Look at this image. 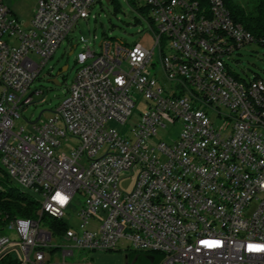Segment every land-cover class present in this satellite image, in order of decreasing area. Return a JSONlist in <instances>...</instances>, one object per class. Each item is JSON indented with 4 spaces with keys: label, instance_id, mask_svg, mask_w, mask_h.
I'll return each instance as SVG.
<instances>
[{
    "label": "built area",
    "instance_id": "built-area-1",
    "mask_svg": "<svg viewBox=\"0 0 264 264\" xmlns=\"http://www.w3.org/2000/svg\"><path fill=\"white\" fill-rule=\"evenodd\" d=\"M100 1L36 0L24 29L0 0V165L62 216L76 193L83 196L80 231L71 228L68 242L46 235L39 221H9L15 240L0 232V252L15 245L20 264H47L50 248L64 257L124 244L159 253V264H264V248H249L264 245V82L228 72L227 60L253 37L241 34L222 0H203V9L139 0L151 49L104 38L95 50V36H80L65 98L47 119L15 128L40 91L31 90L40 71ZM139 95L146 108L136 124L125 133L106 127L125 125ZM176 122V139L153 141L158 128ZM71 138L77 145L58 153ZM129 176L125 191L120 183Z\"/></svg>",
    "mask_w": 264,
    "mask_h": 264
},
{
    "label": "rangeland",
    "instance_id": "rangeland-1",
    "mask_svg": "<svg viewBox=\"0 0 264 264\" xmlns=\"http://www.w3.org/2000/svg\"><path fill=\"white\" fill-rule=\"evenodd\" d=\"M3 2L10 8L14 7L15 14L26 25L25 17L30 15V11L36 0H4ZM138 3H135L134 6L136 5V7H133L127 0H110L108 3L101 0L100 2H96L90 9L88 19L77 21L68 38L55 50L52 58L48 60L40 71L38 78L32 83L31 90L37 88L40 91H33L31 93V103L16 118L15 128L18 129L23 126L27 129L30 125L28 122L35 121L39 115V120L47 119L65 98L67 88L74 78L77 67L75 56L81 51L80 36H84L87 39H92L95 36V44L92 45L95 50L99 49L98 43L104 38L119 39L130 45L137 43L147 49L153 47V32L144 15L138 10ZM73 46L75 47L71 52ZM29 56L35 62H39L40 60L39 56L35 53H31ZM153 61L155 62V69H157L160 64L158 63V47H155ZM227 64L232 71L245 80L257 75L264 81V47L262 46L250 43L240 47L227 60ZM150 72L152 73L153 70H150ZM145 108V101L139 95L132 109L131 117L125 125L110 120L106 123V127L125 133L136 124L140 117L139 114ZM180 127V122H176L174 125L166 123L165 127L157 129L153 141L162 139L171 143L176 139ZM77 143L76 139L71 138L68 142L64 143L66 147L63 144L57 152L68 153ZM100 154L101 151L98 155ZM0 168L4 170L1 165ZM133 181L134 178L132 176L125 177L121 180L120 185L123 190L129 191ZM9 186L16 187V192H22L36 201L40 200L39 195L37 196L29 188L22 187L14 182H11ZM82 201L83 196L76 193L71 205L65 210L64 214L67 226L77 232L80 229L76 214ZM6 234L11 238H15L13 230H7ZM64 241L68 242V239L61 238L59 242L62 243ZM11 247L9 257L11 259H21V254L15 245H11ZM125 248L124 244H121L112 251H91L74 248L72 255H65L64 257L62 256V251L57 250L53 253H47V255H51L47 264H151L144 255L136 260V254L132 253L133 250H124ZM127 253H130L128 257H126ZM160 261L161 259H158L155 264H159ZM0 264L2 263L0 262Z\"/></svg>",
    "mask_w": 264,
    "mask_h": 264
},
{
    "label": "trees",
    "instance_id": "trees-1",
    "mask_svg": "<svg viewBox=\"0 0 264 264\" xmlns=\"http://www.w3.org/2000/svg\"><path fill=\"white\" fill-rule=\"evenodd\" d=\"M129 1L130 5H133V1ZM197 1L203 3V0ZM222 1L233 21L239 23L240 27L247 34L251 33L253 39L247 44L255 43L264 47V0ZM140 10L143 12V7H141ZM226 65L228 66L227 62ZM228 72L237 80L249 81L261 79L255 75L253 78L245 80L244 78L239 77V75L231 69ZM11 182L13 181L9 178L5 170L0 168V232L4 233L9 221L28 219L30 221H39L40 224L46 227L53 236H64L65 231L68 228L67 223L63 219L56 218L46 212L40 213L38 201L30 196H26L22 192H16V187L9 186ZM57 250L59 249L50 248L49 252L53 253ZM132 253L136 255L143 254L151 264H155L158 259H161V255L154 251L145 252L133 250ZM129 254L130 253H127L126 257H128ZM0 262L2 264H20L21 259H11L9 257V252H7L0 257Z\"/></svg>",
    "mask_w": 264,
    "mask_h": 264
},
{
    "label": "bare ground",
    "instance_id": "bare-ground-1",
    "mask_svg": "<svg viewBox=\"0 0 264 264\" xmlns=\"http://www.w3.org/2000/svg\"><path fill=\"white\" fill-rule=\"evenodd\" d=\"M132 1H133V5L135 3L139 2V0H132ZM183 3H196V9H203V3H199V1H197V0H183ZM133 7H136V5ZM240 31H241V34H247L241 27H240ZM241 95L250 96V89L249 88H241ZM3 168L8 175V166H3ZM33 192L35 193V191H33ZM36 195L38 196V194H36ZM38 203H39V212L40 213L46 212L48 214L55 216L56 218H60V219L64 220V216H62V214H59V212L57 210L45 207V202L41 198L38 201ZM14 221L22 223V225H38V221H30L28 219H17ZM42 228H43V231H45L46 235H49V236H52V238H55L46 227L42 226ZM69 233H71V227L67 228V230L65 231V235H64V237L67 238L68 240H69Z\"/></svg>",
    "mask_w": 264,
    "mask_h": 264
},
{
    "label": "crops",
    "instance_id": "crops-1",
    "mask_svg": "<svg viewBox=\"0 0 264 264\" xmlns=\"http://www.w3.org/2000/svg\"><path fill=\"white\" fill-rule=\"evenodd\" d=\"M2 1H4V0H2ZM4 3V2H3ZM36 3V2H35ZM6 5V4H5ZM7 6V5H6ZM9 9H10V11L17 17V15L15 14V11L13 10L14 9V7H12V8H10L9 6H7ZM34 7H35V4H34V6H33V8H32V10L30 11V15H28L27 17H25V23H26V25H24L23 23L24 22H21V20L19 19V17H17V19L19 20V22H20V25H21V27L22 28H28L29 27V24H30V19H31V16H32V13H33V10H34ZM20 15H22V14H20ZM34 89H36L37 90V88H34ZM39 90V89H38ZM8 229H5V231H4V234H6V231H7ZM7 235V234H6ZM8 236V235H7ZM55 238H53V240H58V241H60L61 240V238H65L63 235L62 236H54ZM11 238V237H10ZM12 240H15V238H11ZM65 239H67V238H65ZM49 258H51V255H49Z\"/></svg>",
    "mask_w": 264,
    "mask_h": 264
},
{
    "label": "snow or ice",
    "instance_id": "snow-or-ice-1",
    "mask_svg": "<svg viewBox=\"0 0 264 264\" xmlns=\"http://www.w3.org/2000/svg\"><path fill=\"white\" fill-rule=\"evenodd\" d=\"M57 197H59L61 200H63V197H60V194L59 193L57 194ZM201 243L207 244L209 242L208 241H202ZM249 248L250 249H253V248H255V249H261V248H264V245H253V244H249Z\"/></svg>",
    "mask_w": 264,
    "mask_h": 264
},
{
    "label": "water",
    "instance_id": "water-1",
    "mask_svg": "<svg viewBox=\"0 0 264 264\" xmlns=\"http://www.w3.org/2000/svg\"><path fill=\"white\" fill-rule=\"evenodd\" d=\"M104 1L107 2V3L109 2V0H104ZM39 117H40V115L36 118L35 121L39 120ZM15 247L18 249V251H19V253H20L19 247H18V246H15ZM11 249H12L11 246L5 248L3 251L0 252V257H1L3 254L9 252V250H11Z\"/></svg>",
    "mask_w": 264,
    "mask_h": 264
},
{
    "label": "flooded vegetation",
    "instance_id": "flooded-vegetation-1",
    "mask_svg": "<svg viewBox=\"0 0 264 264\" xmlns=\"http://www.w3.org/2000/svg\"><path fill=\"white\" fill-rule=\"evenodd\" d=\"M142 255L141 254L140 255H136V260H138Z\"/></svg>",
    "mask_w": 264,
    "mask_h": 264
}]
</instances>
